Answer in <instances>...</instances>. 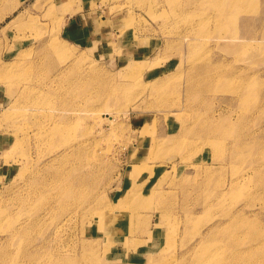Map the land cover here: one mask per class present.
<instances>
[{"label": "rangeland", "instance_id": "obj_1", "mask_svg": "<svg viewBox=\"0 0 264 264\" xmlns=\"http://www.w3.org/2000/svg\"><path fill=\"white\" fill-rule=\"evenodd\" d=\"M0 264H264V0H0Z\"/></svg>", "mask_w": 264, "mask_h": 264}, {"label": "bare ground", "instance_id": "obj_2", "mask_svg": "<svg viewBox=\"0 0 264 264\" xmlns=\"http://www.w3.org/2000/svg\"><path fill=\"white\" fill-rule=\"evenodd\" d=\"M189 3V2H188ZM225 5H228V2H224V4H223V6H225ZM233 31H234V29H233ZM247 32H249V31H247ZM230 33H234V32H230ZM246 33V32H245ZM245 33H243V35L245 34ZM247 36V35H246ZM231 37H235V33L231 36ZM244 37H245V35H244ZM246 41H249V40H246ZM253 91H254V89H248L247 90V88H245V91H244V93L246 94V95H251V94H253ZM243 92V91H242ZM109 118H112V116H109ZM134 169H138L137 168V166H134ZM108 217L109 216H101V218H103V219H108ZM106 221V220H105ZM107 222H110L109 220L107 221ZM107 237H112L113 238V236H114V234L113 235H110V234H105Z\"/></svg>", "mask_w": 264, "mask_h": 264}]
</instances>
